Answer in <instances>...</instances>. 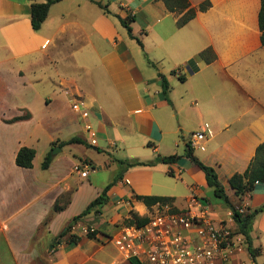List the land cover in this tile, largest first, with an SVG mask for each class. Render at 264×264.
<instances>
[{"label":"crops","instance_id":"obj_1","mask_svg":"<svg viewBox=\"0 0 264 264\" xmlns=\"http://www.w3.org/2000/svg\"><path fill=\"white\" fill-rule=\"evenodd\" d=\"M188 2L171 11L162 0H60L34 30L29 0H0V264H132L110 239L131 210H148L135 195L168 196L177 207L194 195L209 202L212 189L186 156L190 134L205 124L212 135L199 137L203 148L193 155L213 167L235 207L258 210L249 233L259 253L253 259L246 249L232 264H264V181L242 197L228 183L264 142L260 0ZM190 7L195 16L179 26ZM76 99L89 111L96 145L71 109ZM73 136L84 142L60 145ZM22 146L35 150L31 167L15 162ZM54 147L60 151L43 169ZM173 154L175 162L161 159ZM118 160L151 163L127 168ZM83 163L93 169L74 171ZM109 183L99 211L76 222L94 236L74 226L59 237Z\"/></svg>","mask_w":264,"mask_h":264},{"label":"built area","instance_id":"obj_2","mask_svg":"<svg viewBox=\"0 0 264 264\" xmlns=\"http://www.w3.org/2000/svg\"><path fill=\"white\" fill-rule=\"evenodd\" d=\"M71 109L84 120L89 144L96 145V132L88 121L85 103L73 100ZM211 135V129L205 124L190 134L189 146L203 148L199 137ZM92 169L87 163L74 166V171L81 174ZM141 216L146 217L144 222L124 223L110 239L129 262L133 259L141 264H232L247 249L245 236L237 229L232 211L217 214L209 202L195 195L183 207L156 202ZM74 226L86 234L95 231L75 223L71 228Z\"/></svg>","mask_w":264,"mask_h":264},{"label":"trees","instance_id":"obj_3","mask_svg":"<svg viewBox=\"0 0 264 264\" xmlns=\"http://www.w3.org/2000/svg\"><path fill=\"white\" fill-rule=\"evenodd\" d=\"M29 9H30V19H31V25L34 30H38L47 17L48 11L50 6L60 0H29ZM166 7L173 11V10H183L189 6L188 0H162ZM209 6L208 1H204L200 3L198 9L199 10H205ZM106 9V8H105ZM106 12H109L108 10H105ZM196 14V10L192 7L188 8L187 11L178 19L177 24L179 26L184 25L187 21H189L191 18H193ZM121 23L127 28L129 36L133 37L137 40V42L142 46L141 40L134 36L132 34L131 27L129 26L127 19L120 18L117 16ZM258 23H259V29L261 32V42L264 45V0H260V9L258 13ZM160 80H161V88H162V94L166 98V94L168 92V82L164 74L159 73ZM181 79H183L181 77ZM21 116H16L12 120H18ZM73 142H84L81 138L77 136H73L69 138L66 141H61L60 145H65L68 143ZM35 155V150L30 147L22 146L18 149L16 156H15V162L18 166L21 167H31L32 166V160ZM186 156L191 160L192 163L197 165L204 173L206 182L208 187L212 189L213 194L221 199L223 203L232 211L233 218L236 222L237 229L245 236L246 243H247V250L250 254V256L254 259L256 255L259 253V249L252 246V239L249 233V230L251 228L253 219L258 212V210L253 211H244L241 210L238 207H235L229 200V197L224 189V186L220 183L217 173L213 169V167L204 164L201 162L198 158H196L192 153V148L188 145ZM179 156L173 154L169 156H163L161 159L164 162H175ZM52 160L51 152L49 151L46 156L44 157L41 167L43 169L47 168ZM120 163L125 164V166L131 167L137 164H150L149 161H129V160H118ZM116 180V179H115ZM257 181H264V142L259 144L255 150L254 156L250 160L249 164L247 165L246 169L243 172H236L232 174L228 178V183L230 188L233 190L234 194L237 197H242L243 195L249 193L253 190L255 183ZM112 183H109L106 185L101 193L93 199L90 204L78 215L73 217V223L77 222L79 219H81L83 216L88 214L91 211H94L95 213L98 212V208L105 202L106 200V192L111 186ZM137 200L142 201L148 209H151L152 205L156 202H170L172 200L171 197L168 196H157V195H135L134 196ZM69 196L67 195H61L58 197L53 205V211L60 210L63 205L68 201ZM65 202V203H64ZM131 217L127 219V222H133L136 221L138 223L144 222L146 220L145 216L139 215L137 212L131 210L130 211ZM73 223L67 225V228L65 231L61 232L59 234V237L66 234ZM95 234V231H90L87 233L89 237H93ZM73 236V235H72ZM132 264H141L137 260L131 259Z\"/></svg>","mask_w":264,"mask_h":264},{"label":"rangeland","instance_id":"obj_4","mask_svg":"<svg viewBox=\"0 0 264 264\" xmlns=\"http://www.w3.org/2000/svg\"><path fill=\"white\" fill-rule=\"evenodd\" d=\"M123 29H124V31L127 33V35H129V33H128V30H127V28L123 25ZM131 38H133V37H131ZM133 39H135V38H133ZM140 46V48L142 49V46L141 45H139ZM137 48V47H136ZM143 50V49H142ZM146 53H144V55H145ZM143 58V60H144V63H146L147 65L149 64L150 66H153L152 65V63H151V61L149 60V59H147L146 58V55H145V57H142ZM148 65V66H149ZM149 66V67H150ZM180 182V181H179ZM180 185L179 186H181V190L180 189H178V193H181V194H179V195H181V196H183V195H185V194H187L188 193V190H187V188H185L183 185H181V183H179ZM208 190H210V189H208ZM208 198H209V204L211 205V207L213 208V209H215L216 211H218V210H224L225 208H224V204H223V202L218 198V197H216L214 194H213V192L212 191H210L209 193H208ZM218 212H221V211H218ZM75 224H76V222H75ZM70 230H71V228H70Z\"/></svg>","mask_w":264,"mask_h":264},{"label":"water","instance_id":"obj_5","mask_svg":"<svg viewBox=\"0 0 264 264\" xmlns=\"http://www.w3.org/2000/svg\"><path fill=\"white\" fill-rule=\"evenodd\" d=\"M58 151H60V147H54L52 150H51V153L53 155H55Z\"/></svg>","mask_w":264,"mask_h":264}]
</instances>
